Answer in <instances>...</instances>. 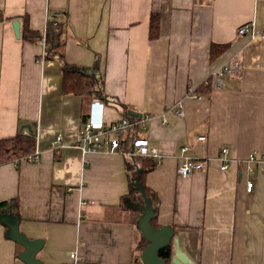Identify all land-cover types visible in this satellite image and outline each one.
I'll use <instances>...</instances> for the list:
<instances>
[{
	"label": "crops",
	"instance_id": "1",
	"mask_svg": "<svg viewBox=\"0 0 264 264\" xmlns=\"http://www.w3.org/2000/svg\"><path fill=\"white\" fill-rule=\"evenodd\" d=\"M55 12L67 16L66 60L101 78L106 120L125 116L124 105L141 112V134L160 162L137 156L128 171L130 158L103 153L83 164L76 143L94 98L83 107L82 96L64 93L45 42L21 37L25 26L44 31ZM152 12L160 14L157 39L149 37ZM0 14V139L27 131L41 152L39 162L0 164V201L15 200L5 208L20 217V229L44 240L38 256L45 264L71 263L72 252L78 264L134 263L141 211L128 192L137 168L154 217L172 227L192 264H264V175L248 173L243 162L264 151V39L238 33L250 21L264 31V0H0ZM212 43L229 47L211 59ZM234 54L242 60L235 75L208 92L196 89ZM190 86L203 97L190 96ZM59 133L67 146L56 155ZM223 145L232 159L226 170ZM182 147L204 161L186 177L178 172ZM6 229L0 224V264H25Z\"/></svg>",
	"mask_w": 264,
	"mask_h": 264
},
{
	"label": "built area",
	"instance_id": "2",
	"mask_svg": "<svg viewBox=\"0 0 264 264\" xmlns=\"http://www.w3.org/2000/svg\"><path fill=\"white\" fill-rule=\"evenodd\" d=\"M55 24L58 22L65 23L67 20L66 14L63 12L54 13ZM47 23V21H46ZM46 28V27H45ZM45 31V30H44ZM238 33L242 35H248L251 40L258 38L264 39V31L258 30L254 21L246 22L239 26ZM45 42V39H43ZM242 67V60L239 54H234L223 62L221 66L216 68L211 77L215 86H222L223 78L227 75L233 76L236 71ZM207 82V81H206ZM188 94L194 98L201 99L202 94L198 93L193 86L188 89ZM105 101L102 98H94L91 103V110L89 115L83 121L81 126L79 139L76 143L80 149L83 159V164L87 165L90 160L89 156L92 154H122L127 158H133L142 155H152L157 157L158 162L162 157L160 151L156 147H152L149 144V139L145 136L134 138L129 144L124 145L123 132L127 131L134 125H140L143 130L145 129V119L130 120L129 118L122 116L116 120L108 121L104 115ZM179 114H183L182 110H179ZM24 133H28L24 131ZM35 137H37L35 135ZM205 137H201L204 139ZM67 144L63 141L62 135L59 133L51 143V149L56 155H60L63 148ZM187 147H182L183 162L178 167V172L181 176L186 177L194 168H202L204 161H196L191 156L187 155L185 151ZM40 150L36 144L35 149L30 154L26 155L24 159L29 162L40 161ZM218 159L221 161V169L226 170L229 168L232 159L229 157V146L223 145L218 155ZM245 168L248 173H257L264 175V151L258 152L253 150L243 160ZM254 165L256 166L254 168ZM254 183L251 179L246 180V189L251 191ZM85 203V202H83ZM71 264H78L79 258L76 252L71 254Z\"/></svg>",
	"mask_w": 264,
	"mask_h": 264
},
{
	"label": "trees",
	"instance_id": "3",
	"mask_svg": "<svg viewBox=\"0 0 264 264\" xmlns=\"http://www.w3.org/2000/svg\"><path fill=\"white\" fill-rule=\"evenodd\" d=\"M5 18L4 15L0 14V19ZM8 19H13L7 17ZM63 23L58 22L55 24L53 18H48L45 31L34 30L25 26L22 28L21 37L22 39L29 42H40L45 39V50L44 58L52 59L56 58L59 61L60 70L62 73V91L64 93H74L82 96L83 107H85V102L91 101L93 98L107 99L103 92V86L101 83V78L96 76V74L90 71L87 67L78 64L70 63L66 60L63 51V46L65 43L64 28ZM149 37L150 39H157L160 35V14L158 12H152L150 16V27H149ZM229 47V43H212L210 47V58L215 59L220 54L226 51ZM207 81V82H206ZM202 82L196 89L204 90L205 92L210 91L215 85L212 82V77L209 76L207 80ZM128 106H123V111L125 117L130 120H140L139 117L132 116L128 113ZM87 115L89 112L87 111ZM142 127L140 125H134L128 129L123 135V144L127 145L134 138L142 136ZM36 146V137L33 133H24L22 131L16 133L13 137L1 138L0 139V164L16 159L24 158L26 155L33 152ZM130 161L126 163V169L130 171L133 169L134 165H137L138 157L130 158ZM144 172L139 175L140 182L144 186L147 193L152 196L151 192L145 186L144 183ZM137 188L131 184L128 195L137 193ZM15 200H4L0 201V210L9 206ZM17 202V201H16ZM155 227H159V223L154 217L151 220ZM146 240L141 237L136 249L139 252L136 260L132 264H141V251L146 245ZM173 254V246L168 245L159 251V255L166 259L167 264H171V258Z\"/></svg>",
	"mask_w": 264,
	"mask_h": 264
},
{
	"label": "water",
	"instance_id": "4",
	"mask_svg": "<svg viewBox=\"0 0 264 264\" xmlns=\"http://www.w3.org/2000/svg\"><path fill=\"white\" fill-rule=\"evenodd\" d=\"M14 32L17 38L20 37V20L12 21ZM128 113L135 117H141L142 113L129 108ZM143 170L137 168L133 185L138 192L133 197L134 206L141 211L137 219V226L142 237L146 240V245L141 251V264H167L166 259L159 255V251L168 246H173V254L171 264H192L191 259L181 249L179 239L174 235V230L168 225L155 227L151 220L155 216V205L150 196L140 182L139 175ZM0 224L6 229L7 236L20 244L23 250L19 253V258L25 264H45L38 256L43 247L44 240L42 238H30L20 229V217L11 208L0 210ZM63 264H71L66 262Z\"/></svg>",
	"mask_w": 264,
	"mask_h": 264
}]
</instances>
